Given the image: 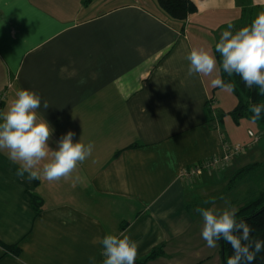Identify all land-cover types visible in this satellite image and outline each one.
<instances>
[{
  "label": "crops",
  "instance_id": "crops-1",
  "mask_svg": "<svg viewBox=\"0 0 264 264\" xmlns=\"http://www.w3.org/2000/svg\"><path fill=\"white\" fill-rule=\"evenodd\" d=\"M191 1L196 12L180 33L155 0H0V91L11 83L1 111L18 90H33L50 104L37 110L54 129L50 147L69 130L74 142L94 144L70 179L53 182L21 179L0 150V264H100V239L120 232L139 242L137 260L161 248L152 264H222L195 210L225 201L238 209L254 185L239 201L217 188L236 190L249 180L230 187L236 171L260 161L193 184L180 177L238 143L241 126L226 114L234 94L213 88V77L189 76L186 55L205 47L221 76V33L242 28L244 10L250 20L264 12V0ZM227 116L234 125L225 128ZM246 136L248 147L260 140Z\"/></svg>",
  "mask_w": 264,
  "mask_h": 264
},
{
  "label": "clouds",
  "instance_id": "clouds-1",
  "mask_svg": "<svg viewBox=\"0 0 264 264\" xmlns=\"http://www.w3.org/2000/svg\"><path fill=\"white\" fill-rule=\"evenodd\" d=\"M233 25L221 33L215 44V51L220 54V66L229 77L239 75L248 88L256 86L264 95V12H261L249 26L233 32ZM189 62V76L202 75L213 77V88L233 92L235 84L226 82L217 71L216 56L205 47H192L186 55ZM86 81L81 79L80 84ZM50 104L41 100V96L29 89H21L0 111V150H6L8 159L18 164L16 175L31 182L43 179L48 182L70 179L79 163L92 155L94 144L74 142L75 133L69 130L56 142V147L49 145L54 129L49 122L38 115L41 107L45 110ZM251 119L256 121L264 112V104L250 105ZM209 203L208 201L205 202ZM226 207H198L203 225L201 237L210 249L217 247L223 240L231 246L232 254L226 264H252L257 254L264 251V241L252 238V228L244 220H237V209L225 201ZM99 243L102 245V264H135L139 242L125 232L106 234ZM91 264H96L95 257H89Z\"/></svg>",
  "mask_w": 264,
  "mask_h": 264
},
{
  "label": "trees",
  "instance_id": "trees-1",
  "mask_svg": "<svg viewBox=\"0 0 264 264\" xmlns=\"http://www.w3.org/2000/svg\"><path fill=\"white\" fill-rule=\"evenodd\" d=\"M158 7L167 15L168 22L172 24L180 33L184 32L186 19L190 14L196 12V6L191 0H155ZM243 25L249 26L253 20H250V13L243 11ZM219 58V56L217 55ZM221 77L226 82H233L235 84V89L232 92L236 97V105L226 114L230 115L232 120L238 124L241 119H246L253 121L251 119L252 113L249 111L250 105L253 104H264V95L259 93V89L256 86L248 88L245 86L243 80L239 75L233 74L229 77L227 73L223 72L222 67L220 70ZM3 104V103H2ZM225 113H221L224 115ZM257 122L264 127V112L261 113V116L258 120L253 121ZM259 165L264 167V163L256 162L250 165H247L239 170L232 176L229 180V186L233 187L239 180H244L247 178V174L250 169L260 168ZM250 179V178H248ZM252 193L247 201H245L238 209L236 219L244 220L252 228V238L264 241V187L259 190L255 189V186L252 189ZM41 198L32 195L31 204L36 211H40L41 207ZM125 224H122L120 228H123ZM220 246L221 261L222 264H226V259L232 254L231 246L221 240L218 242ZM7 252L18 254L19 248L14 246H5L2 245ZM161 253V248L153 249L147 256L144 258L135 261V264H152L155 259ZM252 264H264V251L257 254L256 259Z\"/></svg>",
  "mask_w": 264,
  "mask_h": 264
},
{
  "label": "rangeland",
  "instance_id": "rangeland-1",
  "mask_svg": "<svg viewBox=\"0 0 264 264\" xmlns=\"http://www.w3.org/2000/svg\"><path fill=\"white\" fill-rule=\"evenodd\" d=\"M113 1L114 0H110V4H112ZM225 108H229V107L225 106ZM218 110L219 112H226V110L222 108H219ZM224 121H225V126H224L225 128L227 126L231 127V125H234V123L232 124L231 118L229 116H227L224 119ZM238 131H239L238 132L239 138H237L238 143H241L247 146V143L251 139V138L250 139L247 138L246 136L248 132H251L253 136H256L258 139L260 138V140L258 144H254L250 147L247 146L246 151L244 153L232 158L230 166L232 165V168H233L236 163L239 165V167H241L245 163H248L251 161L254 162L256 160H259L261 163H264V127L258 124L257 122L241 119V126L240 128H238ZM259 166L260 168H253L249 170V173L247 174V178H250V179L238 185V188L237 189L235 188L236 190L233 189V191H228L224 189V184L221 183L222 185L219 188H217V192L220 193L221 191H223V194L225 196H229L231 199L233 198V200L237 199L239 201L242 198L243 193H245L246 191L245 185H250V186L254 185L255 189L257 190L264 187V167L262 168V165H259ZM242 204L243 203L239 202L240 206Z\"/></svg>",
  "mask_w": 264,
  "mask_h": 264
},
{
  "label": "built area",
  "instance_id": "built-area-1",
  "mask_svg": "<svg viewBox=\"0 0 264 264\" xmlns=\"http://www.w3.org/2000/svg\"><path fill=\"white\" fill-rule=\"evenodd\" d=\"M10 86L11 83H8L7 86L0 91V111ZM249 136L253 138V143L258 141V138L253 136L251 132H249ZM246 148L247 146L241 143L226 145L224 146V152L221 155H212L189 168L182 169L180 177L185 183L193 184L201 180V175L204 172L208 174H219L220 171H223L226 167L230 166L232 158L244 153ZM102 261L103 257L101 255L100 264H102Z\"/></svg>",
  "mask_w": 264,
  "mask_h": 264
}]
</instances>
